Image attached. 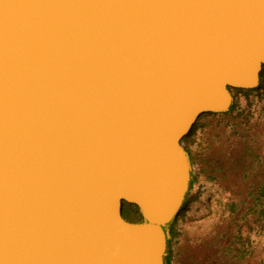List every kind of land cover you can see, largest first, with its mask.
<instances>
[{
	"label": "water",
	"instance_id": "95a60500",
	"mask_svg": "<svg viewBox=\"0 0 264 264\" xmlns=\"http://www.w3.org/2000/svg\"><path fill=\"white\" fill-rule=\"evenodd\" d=\"M263 68L264 0H0V264H166L183 140Z\"/></svg>",
	"mask_w": 264,
	"mask_h": 264
},
{
	"label": "rangeland",
	"instance_id": "374dc122",
	"mask_svg": "<svg viewBox=\"0 0 264 264\" xmlns=\"http://www.w3.org/2000/svg\"><path fill=\"white\" fill-rule=\"evenodd\" d=\"M235 96L230 115L205 117L184 145L192 186L169 227L174 238L166 264H264V129L252 130L264 119V83Z\"/></svg>",
	"mask_w": 264,
	"mask_h": 264
},
{
	"label": "trees",
	"instance_id": "16d2710c",
	"mask_svg": "<svg viewBox=\"0 0 264 264\" xmlns=\"http://www.w3.org/2000/svg\"><path fill=\"white\" fill-rule=\"evenodd\" d=\"M253 91H256V89H254V90L232 89V92H233L234 96H235L237 93L249 94V93H251V92H253ZM235 97H236V96H235ZM233 111H234V106L231 108V110H230L228 113H225V114H215V113H206V114H203V115L199 118V120L197 121V123L194 125V127H193L192 131L190 132V134L187 135V136L184 138V140H183V144L185 145V143H187L188 141H190L191 136H193V135L195 134V132L197 131V129L199 128V126H201V121H202L205 117H208V116L218 117V116H223V115L228 116V115H230ZM252 130L254 131L255 128L253 127ZM234 133L239 134L238 129H234ZM255 136H258V137H259L260 135H259L258 133H255ZM185 148H186V150L190 153L188 147L185 146ZM249 152H250L251 155H254V154H253L254 151H253L252 149H250ZM227 159H228L229 162H231V163L234 162L232 156H228ZM191 160H192V157H191ZM238 163H240V164H242V165H245L243 159H242L241 161H239ZM234 164H235V162H234ZM262 191L264 192V189H262ZM253 194H254V193H253ZM257 200H259V198H258ZM125 205H126V206L129 208V210H130V211H129V214H127V215L124 214V217H125L128 221H131V222H140V221H142V217H141V215H140V212H139V209H138L137 206H135V205H130V204H125ZM233 209H234V208H232V212L234 211ZM173 238H174V234H172V239H173ZM172 239H170V240L168 241V245H169V246H170V244H171Z\"/></svg>",
	"mask_w": 264,
	"mask_h": 264
},
{
	"label": "flooded vegetation",
	"instance_id": "af4514ba",
	"mask_svg": "<svg viewBox=\"0 0 264 264\" xmlns=\"http://www.w3.org/2000/svg\"><path fill=\"white\" fill-rule=\"evenodd\" d=\"M263 74H264V68H263V71H262V73H261V83H260V86L257 88V89H259L260 87H262V85H263ZM256 89V90H257ZM235 97V96H234ZM261 124H264V119L263 120H260V119H256V121H255V124H254V128H255V130L254 131H259V129H264V126H262ZM191 186H192V184H191Z\"/></svg>",
	"mask_w": 264,
	"mask_h": 264
}]
</instances>
